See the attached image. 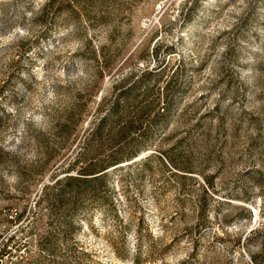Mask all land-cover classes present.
I'll return each mask as SVG.
<instances>
[{
	"label": "rangeland",
	"instance_id": "rangeland-1",
	"mask_svg": "<svg viewBox=\"0 0 264 264\" xmlns=\"http://www.w3.org/2000/svg\"><path fill=\"white\" fill-rule=\"evenodd\" d=\"M144 72L139 155L55 221ZM0 264H264V0H0Z\"/></svg>",
	"mask_w": 264,
	"mask_h": 264
},
{
	"label": "trees",
	"instance_id": "trees-1",
	"mask_svg": "<svg viewBox=\"0 0 264 264\" xmlns=\"http://www.w3.org/2000/svg\"><path fill=\"white\" fill-rule=\"evenodd\" d=\"M147 74L149 72H144V75L137 79L131 75L118 82L115 85L118 91L114 99L107 100L102 96L98 105L100 115L89 132V144L93 146L94 154L87 156L86 166L76 175L68 174L56 179L48 187L50 191L46 192L43 198L49 205L50 214L55 221L59 222L62 218L64 224L70 226L75 204L106 187L108 169L133 160L139 155L138 136L139 133L145 134L147 128L142 132L144 117L152 113L154 107L152 108V104L140 107L141 101L136 96L133 100V96L140 89L151 90L150 84L145 81L144 76ZM85 107V104L76 102L71 110L66 112L68 120L63 125L64 129L70 126L68 122L71 123L75 119L78 110ZM170 160L175 164L171 156ZM54 241L55 238L51 243Z\"/></svg>",
	"mask_w": 264,
	"mask_h": 264
}]
</instances>
